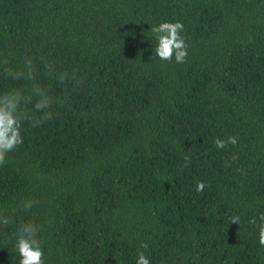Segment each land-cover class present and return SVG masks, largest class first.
<instances>
[{
	"label": "trees",
	"instance_id": "1",
	"mask_svg": "<svg viewBox=\"0 0 264 264\" xmlns=\"http://www.w3.org/2000/svg\"><path fill=\"white\" fill-rule=\"evenodd\" d=\"M176 20L183 64L161 61L151 33ZM25 56L61 102L24 123L0 166V264H18L29 221L45 264H135L138 251L151 264H264L248 223L264 213V0H0V60ZM42 61L83 82L61 84ZM27 85L0 72V92ZM27 199L38 203L24 211Z\"/></svg>",
	"mask_w": 264,
	"mask_h": 264
},
{
	"label": "clouds",
	"instance_id": "2",
	"mask_svg": "<svg viewBox=\"0 0 264 264\" xmlns=\"http://www.w3.org/2000/svg\"><path fill=\"white\" fill-rule=\"evenodd\" d=\"M184 24L182 21L174 22L162 21L151 28L153 38L156 40L155 55L161 61L177 64L186 63L188 57V44L185 37ZM45 73L61 84L70 82L78 86L83 82L77 71H59L53 62L42 61ZM36 64L31 56H25L23 64L20 66H11L7 59L0 60V72L5 78L12 81H27L25 87H14L0 92V166L6 164L9 153H12L24 143L22 129L25 122L31 123L32 127H39L44 121L53 119L51 111L54 104L61 101L49 94L39 83L36 82ZM34 101V103H33ZM31 104L29 110L27 105ZM39 113V115H37ZM215 147L224 149L229 144H238L236 136H228L226 140L217 138L214 140ZM190 160L185 157L186 163ZM206 188L203 181H197L196 192L202 193ZM38 201L27 199L23 201L21 207L24 211L31 210ZM229 224L240 225L239 215H233L229 218ZM259 220V223H258ZM251 218L248 223L257 227L258 243L264 247V213L258 217ZM11 223V217L6 210H0V225ZM43 227L34 222H26L19 226L15 232L14 249L18 253V264H45V253L43 249V240L41 232ZM149 245L141 242L140 249H147ZM135 264H151L149 256L144 251H138Z\"/></svg>",
	"mask_w": 264,
	"mask_h": 264
}]
</instances>
